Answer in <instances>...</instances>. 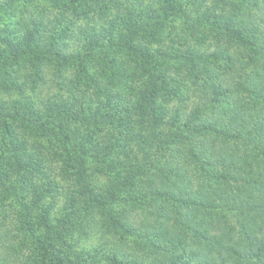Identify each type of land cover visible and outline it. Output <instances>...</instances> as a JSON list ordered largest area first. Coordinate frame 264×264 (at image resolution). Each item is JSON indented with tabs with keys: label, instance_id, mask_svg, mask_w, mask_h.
<instances>
[{
	"label": "trees",
	"instance_id": "16d2710c",
	"mask_svg": "<svg viewBox=\"0 0 264 264\" xmlns=\"http://www.w3.org/2000/svg\"><path fill=\"white\" fill-rule=\"evenodd\" d=\"M16 6L0 24L6 264H129L134 204L144 241L127 246L154 264H264V0H0V19ZM45 66L59 92L41 98ZM47 153L61 187L31 175Z\"/></svg>",
	"mask_w": 264,
	"mask_h": 264
},
{
	"label": "rangeland",
	"instance_id": "374dc122",
	"mask_svg": "<svg viewBox=\"0 0 264 264\" xmlns=\"http://www.w3.org/2000/svg\"><path fill=\"white\" fill-rule=\"evenodd\" d=\"M41 4H42V6L45 5L44 3H39V1H34L33 3H28V4H25V5L28 6L31 9V11H36V10H33L32 8H36V5L40 6ZM13 12H14L13 15L5 16V19L1 18L0 19V24L5 25V24H8L11 19L17 20V19L20 18V15H18L19 12H20L19 6L14 7V11ZM11 26H12V24H10V29H11ZM175 33L176 34L180 33V30L176 29ZM68 44L69 45H74V42L68 41ZM21 65H23V66H20L21 68L20 67L16 68V74H17L18 78L21 79V80L25 79V78L26 79L31 78L32 76L29 77V75H30V73H32V69H31L32 66H29V64H27V65L21 64ZM50 69H48V66H45L44 69H42L43 70L42 74L43 75L45 74V76H44L45 77V82L47 81V83H45V82L44 83H40L41 85L39 87V96H41V98H46L48 96L56 95L59 92V85L55 84V82L53 84V82L51 81L53 76L51 74L49 75V73H48L50 71ZM29 85L30 84L27 83L24 86L23 91H22L23 95H18V98L21 97V96H24V95L28 96L29 98L32 97V95L37 96L36 92H31L30 91ZM0 96L4 97V98H7L8 94H7L6 91L0 90ZM35 100L38 101L39 99L37 97H35ZM30 151H33L32 148L30 149ZM29 155H30V153H29ZM47 155H48V157H47L48 160L46 162H44L42 165L41 164L36 165V159H32V161L35 163V165H32L31 166L32 168H29V170L32 173L31 175H32L33 179L36 181V186H41V182H43L42 176H43V178H46L48 176V179H49L48 182L49 183H51L52 185H55V181L58 180V184L61 187L64 184H66V180H65L66 178L64 176H62L57 160H52V159H55L56 155L54 153H47ZM33 158H35V157H33ZM37 166H38V168H37ZM40 169H42V170H40ZM149 178H150V176H149ZM72 187H73L72 184H69V186L66 187V190L70 191V189ZM51 193L54 194L56 196V198L59 197V193H57V190H52ZM45 199H47V198H45ZM62 202H63V200H61V199L57 201L58 204H60ZM143 206H145V205L134 204L130 208L127 207L128 212L126 213L129 221L135 222L137 220L138 226L140 227V235H139V233H136L134 235H130L128 237V239H126L124 241L125 245H122V246L121 245H117V247L119 248V249H117L118 257L121 258L122 260L127 261L129 264H154V263L151 262L150 253L146 254V259H144L140 255L139 252H136L130 246H127V244L131 245L132 241L134 242V244L132 245L133 247L136 244L144 241L142 239V236H141V225L146 221V218H144V217L142 218L141 217L142 215H140L141 214V210H142L141 208ZM1 209L2 208H0V210ZM5 211H6V213L9 214L7 220L5 221V225H6V222H7V225L10 226L11 225L10 222H13L12 218L14 217V209H11V207L6 204L5 205ZM0 216H2V213H1ZM3 224H4V222H3ZM3 224L0 225V232L2 230H5ZM94 229H95V227H94ZM11 232H13V231H11ZM117 234H118V232H116L114 230L111 233V235L110 234L108 236L104 235L103 237H108L109 240L111 241L112 240V236H116ZM102 235H98L97 232L93 234V231H92L89 234V237H87L82 242V243H84L82 246L85 247L83 250L88 249L90 246L92 247L94 245H97V242H98L97 236L100 237ZM127 236L128 235H126V234L123 235V237H127ZM3 241L7 242V244L9 242L10 243L13 242L12 245H14V246L16 245V240L13 239L11 235L8 236V238L0 237V264H6L5 261L7 259L11 260L13 258L12 252H5V250L3 249V243H4ZM146 244H147L146 247H150L149 243H146ZM138 250L140 251V249H138ZM9 251H10V249H9ZM4 259H5V261H4ZM10 260H8V261H10ZM99 262L101 264H106V262H105V260L103 258L99 259ZM16 264H22V260L18 259L16 261Z\"/></svg>",
	"mask_w": 264,
	"mask_h": 264
}]
</instances>
